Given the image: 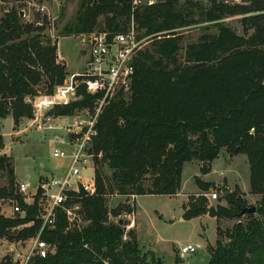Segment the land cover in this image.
Instances as JSON below:
<instances>
[{"label": "trees", "instance_id": "trees-1", "mask_svg": "<svg viewBox=\"0 0 264 264\" xmlns=\"http://www.w3.org/2000/svg\"><path fill=\"white\" fill-rule=\"evenodd\" d=\"M235 14H247L241 19L242 35L219 21ZM130 21L139 38L149 36V46L135 58L129 95H114L94 124L89 152L96 189L93 194L75 193L68 203L78 205L74 213L83 224L77 217L69 220L58 207L53 226L41 228L45 201L40 190L26 202L16 190L10 157L2 155L0 167L8 183L0 187V199L14 200L21 211L5 216L0 210V239L17 242L38 236L51 244L45 256L35 253L27 264H148L135 229L125 231L109 218L120 206L109 211L107 196L174 195L185 162L206 164V173L225 148L246 155L249 192L259 196L252 204L255 213L241 212L247 202L237 187L208 206L204 193L213 183L195 175L199 190L182 202V218L208 214L235 219L229 228L217 227L215 243L206 244L210 264H264V0H210L206 9L180 0L135 6L132 0H81L60 33L124 31ZM203 22H213L216 33L206 30L183 45L179 29ZM46 24L45 17L23 21L14 7L0 19V119L10 114L14 125L33 116L27 97L51 92L67 75L65 64L57 60L56 41L44 33ZM80 94L77 101L49 112L67 115L91 106V96L84 90ZM103 165L109 175L102 174ZM154 262L163 264L156 258ZM174 264L185 263L176 257Z\"/></svg>", "mask_w": 264, "mask_h": 264}, {"label": "rangeland", "instance_id": "rangeland-1", "mask_svg": "<svg viewBox=\"0 0 264 264\" xmlns=\"http://www.w3.org/2000/svg\"><path fill=\"white\" fill-rule=\"evenodd\" d=\"M81 0H2L0 1V19L3 13L14 7L22 13V20L27 22H41L45 17L47 24L44 30L46 35L56 41L57 60L64 63L67 74L77 71L83 67L86 55L83 49L86 47V33H74L62 35L60 30L73 19ZM148 0H141V4ZM183 3H193L202 9L210 7V0H180ZM228 2H241V0H228ZM247 14H235L225 16L219 21L229 26L235 33L242 35L241 19ZM103 22V16L99 17ZM131 21L126 29L131 28ZM137 30V27H134ZM107 31V29H105ZM216 33L217 28L213 22L192 24L179 29L183 33L182 44L196 41L205 31ZM99 31V30H92ZM91 32V31H90ZM138 32V30H137ZM252 32L250 29L248 35ZM149 36H145L147 39ZM143 48L149 46L148 40ZM183 52L178 55L182 61ZM59 56L63 57L62 60ZM42 85L39 86V88ZM128 94V92L126 93ZM58 115L47 111L40 113L33 110L31 118L23 117L17 125H14L12 116L9 114L0 119V136L4 141V147L0 149V156L10 157L9 162L15 171V181L29 183L30 187L26 193H22L24 200L31 202L33 193L39 180L44 175L53 173L60 174L67 169L68 158L53 157L52 150L57 144L55 136L63 132L64 120ZM58 126V127H57ZM66 147V146H65ZM185 162L182 168V182L179 191L174 195L143 194L131 195L129 197L119 194L107 196V208L109 211L120 206L117 215L110 214L112 221L119 217L130 219V224L123 225L125 231L135 229L140 253L146 256L148 264H155V258L163 264H174L175 258L179 257L185 264H210L209 253L206 244H214L217 236V227L222 230L231 227L235 219L220 218L217 220L208 214L200 215L191 219H183L182 202L189 194L198 191L194 174H198L203 181H214L226 183L230 189L238 188L241 191L247 205L255 204L258 195L249 192V166L245 154L228 153L222 148L219 155L214 159L209 170L202 172L203 164L197 160ZM196 163V166H195ZM94 174V160L90 159V170H82L84 177ZM207 168V165L205 169ZM103 175H109L106 166L101 167ZM7 172L0 167V187L6 186ZM230 184V185H229ZM215 185V184H214ZM218 185H221L218 183ZM229 190V189H227ZM216 191L217 198L222 194L217 189H209L207 193ZM207 197V205L215 206L218 199ZM222 202L224 203L225 200ZM16 202L11 199H0V210L7 215H15L14 206ZM72 210L71 220L76 219L78 213ZM79 214V218H80ZM77 217V221H83ZM135 221V222H134ZM191 244L196 246L193 252L181 253L182 245ZM31 238L24 241L10 242L0 239V262L7 264L10 260L14 264H27L30 257L35 254ZM6 257V258H5Z\"/></svg>", "mask_w": 264, "mask_h": 264}, {"label": "built area", "instance_id": "built-area-1", "mask_svg": "<svg viewBox=\"0 0 264 264\" xmlns=\"http://www.w3.org/2000/svg\"><path fill=\"white\" fill-rule=\"evenodd\" d=\"M154 0H148L151 4ZM139 5L141 0H132ZM131 28L124 31H91L86 33L83 41L86 47L83 53L86 60L83 67L67 74L62 83L56 85L51 92H38L26 98L34 111L46 113L55 106H66L81 98L80 91L91 96V106L74 110L72 114L58 116L64 120L63 132L55 136L56 145L52 156L68 158L67 169L60 174L44 175L38 181L33 195L40 190L44 198L40 217L42 226L52 227L55 219V208H61L69 220L77 204H70L75 193L95 192L93 168L92 175L84 177L82 170H90L89 162L93 154L89 152L94 124L102 107L116 94L129 95L135 65L139 51L143 49L146 38H139L131 21ZM63 57L59 56L62 60ZM128 92V94H126ZM58 127V126H57ZM66 146V147H65ZM29 183L17 182L16 190L26 193ZM212 199L217 198L216 191L204 193ZM15 212L20 207L14 206ZM75 214V213H74ZM133 221L130 220V223ZM33 240V250L39 256H45L51 250V244L38 238ZM196 246L187 244L180 247L181 253L193 252Z\"/></svg>", "mask_w": 264, "mask_h": 264}, {"label": "water", "instance_id": "water-1", "mask_svg": "<svg viewBox=\"0 0 264 264\" xmlns=\"http://www.w3.org/2000/svg\"><path fill=\"white\" fill-rule=\"evenodd\" d=\"M20 14L22 15V13H20ZM205 167H206V164H203V168H205ZM211 189H214V190L217 189L223 193L227 190V186L225 183H223L221 185H214L213 184ZM255 211H256V207L254 205H245L241 208L242 213H255ZM117 223L120 225H127V224H130V219L119 217L117 219Z\"/></svg>", "mask_w": 264, "mask_h": 264}, {"label": "crops", "instance_id": "crops-1", "mask_svg": "<svg viewBox=\"0 0 264 264\" xmlns=\"http://www.w3.org/2000/svg\"><path fill=\"white\" fill-rule=\"evenodd\" d=\"M192 161L196 162L195 160H192ZM195 166H196V163H195ZM13 168H14V167H13ZM14 173H15V171H14ZM195 175L198 176V174H194V176H195ZM224 178H225V177H224ZM224 178H223V179H224ZM223 179H222V181H223ZM222 181H221V182H222ZM181 182H182V176H181ZM207 182H212V183L215 184V185H218V183L223 184V183H221L220 181H219V182L207 181ZM26 183H27V182H26ZM225 184H226V183H225ZM227 184H228V181H227ZM227 184H226L227 189H229V191L233 190L232 188L230 189V187H229ZM229 185H230V184H229ZM196 192H198V191H196ZM196 192H194V193H196ZM135 197H136V196H134V198H135ZM184 201H186V199H185ZM184 201H183V202H184ZM223 201H224V200H223ZM26 202H28V201H26ZM28 203H30V202H28ZM220 204L225 205V202L223 203L222 200H221V201H220ZM1 212L3 213V211H1ZM3 214H4L5 216H11V215H7V214H5V213H3ZM203 215H204V214H203ZM180 220H182V217L180 218ZM134 222H135V221H134Z\"/></svg>", "mask_w": 264, "mask_h": 264}]
</instances>
